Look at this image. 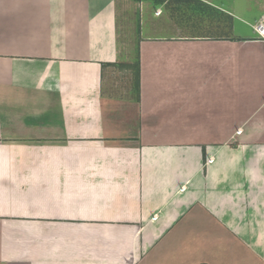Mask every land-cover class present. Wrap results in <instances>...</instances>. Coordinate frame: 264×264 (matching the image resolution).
Returning a JSON list of instances; mask_svg holds the SVG:
<instances>
[{
	"label": "crops",
	"instance_id": "1",
	"mask_svg": "<svg viewBox=\"0 0 264 264\" xmlns=\"http://www.w3.org/2000/svg\"><path fill=\"white\" fill-rule=\"evenodd\" d=\"M142 5L0 0V264H264L259 20L166 22L131 96L119 26Z\"/></svg>",
	"mask_w": 264,
	"mask_h": 264
},
{
	"label": "rangeland",
	"instance_id": "2",
	"mask_svg": "<svg viewBox=\"0 0 264 264\" xmlns=\"http://www.w3.org/2000/svg\"><path fill=\"white\" fill-rule=\"evenodd\" d=\"M143 2L135 12L126 15L119 26V38L125 62L114 71V89L122 85L129 95L138 92V47L142 39H153L172 33L163 28L168 24L205 22L206 14L218 28L211 32H189L190 34H223L234 36L251 33L249 23L264 20V0H139ZM225 24L228 25L224 30ZM197 25V26H199ZM231 26V27H230ZM227 27V26H226ZM234 30H237L236 32ZM127 64V65H124Z\"/></svg>",
	"mask_w": 264,
	"mask_h": 264
},
{
	"label": "built area",
	"instance_id": "3",
	"mask_svg": "<svg viewBox=\"0 0 264 264\" xmlns=\"http://www.w3.org/2000/svg\"><path fill=\"white\" fill-rule=\"evenodd\" d=\"M254 32L257 35V37L261 40H264V20L261 22H258L254 27ZM238 134L240 133L239 131L237 132ZM214 163V158H208L206 161V165H210Z\"/></svg>",
	"mask_w": 264,
	"mask_h": 264
}]
</instances>
